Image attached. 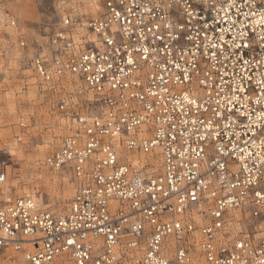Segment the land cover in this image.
Segmentation results:
<instances>
[{"label": "built area", "instance_id": "2783aa9c", "mask_svg": "<svg viewBox=\"0 0 264 264\" xmlns=\"http://www.w3.org/2000/svg\"><path fill=\"white\" fill-rule=\"evenodd\" d=\"M61 2V28L28 65L48 92L76 87L59 100L67 134L45 160L71 173L74 196L63 213L0 197V253L28 264H264V121L254 96L247 117L226 98L248 73L244 95L258 91L264 50L245 45L264 30V6L99 0L95 17ZM205 109L221 113L211 129Z\"/></svg>", "mask_w": 264, "mask_h": 264}, {"label": "rangeland", "instance_id": "374dc122", "mask_svg": "<svg viewBox=\"0 0 264 264\" xmlns=\"http://www.w3.org/2000/svg\"><path fill=\"white\" fill-rule=\"evenodd\" d=\"M59 2L0 0V172L3 160H9L0 197H31L40 208L54 213L67 210L74 196V183L71 173L51 171L45 160L66 135L65 121L57 109L59 100L75 93L76 87L68 84L54 94L46 91L29 69L28 61L61 28ZM89 2H85V10L93 16L96 13L91 12ZM10 19L16 21L15 27ZM11 252L0 253V264H27L21 255L11 263L6 261Z\"/></svg>", "mask_w": 264, "mask_h": 264}, {"label": "snow or ice", "instance_id": "6c2138e0", "mask_svg": "<svg viewBox=\"0 0 264 264\" xmlns=\"http://www.w3.org/2000/svg\"><path fill=\"white\" fill-rule=\"evenodd\" d=\"M253 3H255V0H251L250 3H248V7L252 8ZM259 6H264V0H259ZM117 17L119 16V13L115 14ZM248 13H245V18H248ZM257 24H260L262 28H264V12L261 13V19L257 21ZM98 31V30H97ZM252 32L255 33V28L252 29ZM241 35H246L244 32H241ZM222 39V37H221ZM109 44L112 43V40L107 41ZM253 44H259L262 50H264V30H262L259 33H256V38L252 39L249 38L247 44L245 45L246 47H251ZM213 47H216V45H213ZM232 47H240V45L233 44ZM90 57H85V59H89ZM131 63V61H129ZM249 66L251 65V62H247ZM176 67H179V64L176 65ZM257 67L260 69V75L259 78L255 79V88L258 91L251 92L248 95H244V93L248 92L247 84H250L253 80L252 73H248V75H241V81L246 82V83H237L235 89H232L229 86L228 93L226 94V98L228 100V103L237 106L241 102L243 103V107L245 111L240 112V116L247 117L249 115V110H248V105L251 102L252 97H255V105L259 106V113L260 115L257 117L258 120L264 121V55H262L261 59L258 62ZM247 71V69H246ZM227 73H224L220 76V80H224V76ZM226 82V81H225ZM221 91H223V84L220 85ZM208 99H205L200 102L198 107H203L204 105L208 104L211 99V94L208 93ZM185 100H188V97H184ZM179 103V101H178ZM189 104H196L197 102L195 100H189ZM206 112H210V115L205 117L206 119L209 120L208 123V128L211 129L213 127L211 123V118L215 116L221 115L219 110L216 111H211L210 109H205ZM225 111L226 114L223 116L224 119H229L231 118L232 115H235V113L228 112L227 105H225ZM239 118V117H237ZM195 123V121H193ZM219 123V121H217ZM254 123V121H253ZM249 128H251V124L249 125ZM257 131L259 132V135L261 137H264V123H261L259 127L257 128ZM211 134V133H210ZM261 144H264V139H261ZM194 198V197H193ZM69 243H74L73 241H69ZM243 247V245H241Z\"/></svg>", "mask_w": 264, "mask_h": 264}, {"label": "bare ground", "instance_id": "6f19581e", "mask_svg": "<svg viewBox=\"0 0 264 264\" xmlns=\"http://www.w3.org/2000/svg\"><path fill=\"white\" fill-rule=\"evenodd\" d=\"M78 1H80V2H83V5H84V7H82L81 6V3H80V6L78 5V7H79V10H80V14H83L84 12H86V10H85V2H87V0H78ZM62 4V2H61V0H60V2H59V5H58V8L60 7V5ZM89 3H91V4H89ZM88 4H89V8H90V10H91V12H93V14L94 13H96L95 15H93V16H97V13H99L101 10H102V7L100 6V5H97V0H90V2H89ZM87 5V4H86ZM88 6V5H87ZM86 14H87V12H86ZM59 25V24H58ZM60 26H61V24H60ZM81 31V33H84L85 32V29L84 28H81L80 29ZM65 131H66V134H67V128H66V123H65ZM147 158V156H145V155H142V154H140V155H138V156H134L133 157V162L134 163H138V162H140V160L141 159H146ZM46 165V164H45ZM47 167V166H46ZM48 168V167H47ZM44 169V168H43ZM49 169V168H48ZM2 172V171H1ZM0 172V173H1ZM4 175V174H3ZM0 177H1V175H0ZM6 177H7V173H6V171H5V175H4V180H3V182H0V184L1 183H4L5 182V180H6ZM74 183V182H73ZM75 186V185H74ZM5 194V193H4ZM2 195V194H1ZM7 195V194H6ZM4 196L3 195V197H6V198H8L7 196ZM9 196V195H8ZM26 198H30V199H32L34 202H36L35 201V199H33V198H31V197H26ZM37 204H38V206H39V209H42V208H40V205H39V203L38 202H36ZM44 210H47V209H44ZM47 211H50V210H47ZM50 212H52V211H50ZM54 213V212H53ZM239 216V215H238ZM238 226V225H237ZM239 228V227H238ZM8 251H11V250H8ZM13 252V254L8 258V260H6V261H9V263H11V259H13L15 256L17 257V255H21V253H17V252H14V251H12ZM11 252V253H12ZM21 256H23V255H21ZM1 258V257H0ZM3 258H5V256H3ZM22 260H24L23 262H26L27 263V261L25 260V258L23 257V259ZM0 261H2V260H0ZM5 261V262H6ZM22 262V261H21ZM19 263H20V261H19ZM56 263H60V264H67L64 260H57L56 261ZM28 264V263H27Z\"/></svg>", "mask_w": 264, "mask_h": 264}]
</instances>
